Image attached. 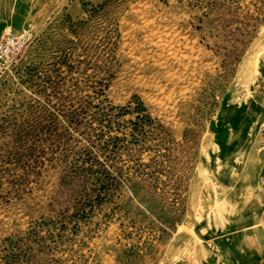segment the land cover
<instances>
[{
	"label": "rangeland",
	"instance_id": "rangeland-1",
	"mask_svg": "<svg viewBox=\"0 0 264 264\" xmlns=\"http://www.w3.org/2000/svg\"><path fill=\"white\" fill-rule=\"evenodd\" d=\"M27 3L0 6L33 33L0 66V264H128L155 209L264 223V0Z\"/></svg>",
	"mask_w": 264,
	"mask_h": 264
},
{
	"label": "crops",
	"instance_id": "crops-1",
	"mask_svg": "<svg viewBox=\"0 0 264 264\" xmlns=\"http://www.w3.org/2000/svg\"><path fill=\"white\" fill-rule=\"evenodd\" d=\"M43 1L28 0L26 6L33 13L28 15L30 21L38 20L46 5ZM158 210H154L158 215L171 217L172 221L168 219L166 225L168 234L128 264H264V223L259 216L260 220H256L254 215L230 214L223 221L208 217L193 225L189 232L180 233L188 227L180 215ZM174 216H178L176 220ZM103 264H123L120 251L108 254Z\"/></svg>",
	"mask_w": 264,
	"mask_h": 264
},
{
	"label": "built area",
	"instance_id": "built-area-1",
	"mask_svg": "<svg viewBox=\"0 0 264 264\" xmlns=\"http://www.w3.org/2000/svg\"><path fill=\"white\" fill-rule=\"evenodd\" d=\"M33 41L31 30H25L20 34H8L0 39V66L11 60L26 45Z\"/></svg>",
	"mask_w": 264,
	"mask_h": 264
}]
</instances>
